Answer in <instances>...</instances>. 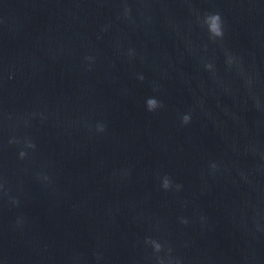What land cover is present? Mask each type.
Instances as JSON below:
<instances>
[{"label": "clouds", "instance_id": "1", "mask_svg": "<svg viewBox=\"0 0 264 264\" xmlns=\"http://www.w3.org/2000/svg\"><path fill=\"white\" fill-rule=\"evenodd\" d=\"M129 11V9H125V14H127ZM200 19V22L202 23V26L206 27L207 32L209 34V38L212 40H222L223 36H224V31H223V20L222 17L220 15L219 12L216 13H206L204 14V16L202 18H198ZM131 54V53H130ZM232 59L231 57L228 60V63H231ZM205 68L207 70H212L213 65L211 63H206L205 64ZM138 79L143 80L144 77L143 75H140L138 77ZM145 107L147 109V111L149 112H154L157 109L163 107V104L161 101H159L158 99H156L155 97H149L146 102H145ZM191 121V115L190 114H184L181 117V123L182 124H189ZM105 130V126L103 124H99L97 125V131L98 132H103ZM17 141L15 140H10L9 143H16ZM25 147L28 149H34L35 148V144L28 141L25 144ZM27 155L26 151H20L19 152V157L21 159L25 158ZM212 168H216L215 164L211 165ZM44 179L46 180L47 177H44ZM3 186L0 185V188H2ZM161 187L164 190H169L170 188L173 187L172 181L170 179V177L168 176H164L161 180ZM182 187V185L176 184L175 188L176 190H180V188ZM13 204H18L19 202L15 199L12 200ZM20 221H18L19 223ZM183 223H187L186 220L182 221ZM145 243L150 244L154 250L155 253H159L162 250V245L157 242L156 240H153L151 238L146 239ZM159 264H164V261L162 259H159Z\"/></svg>", "mask_w": 264, "mask_h": 264}]
</instances>
